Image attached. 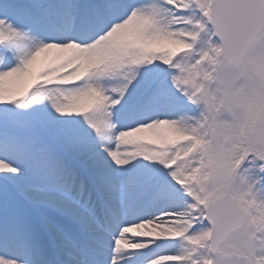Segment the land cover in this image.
Returning a JSON list of instances; mask_svg holds the SVG:
<instances>
[{"label":"snow or ice","instance_id":"1","mask_svg":"<svg viewBox=\"0 0 264 264\" xmlns=\"http://www.w3.org/2000/svg\"><path fill=\"white\" fill-rule=\"evenodd\" d=\"M0 264H264V0H0Z\"/></svg>","mask_w":264,"mask_h":264}]
</instances>
